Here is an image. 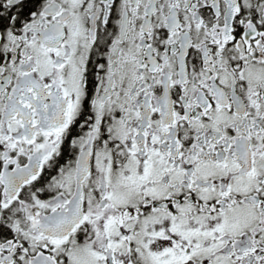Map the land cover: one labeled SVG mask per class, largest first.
<instances>
[{
    "label": "snow or ice",
    "instance_id": "6c2138e0",
    "mask_svg": "<svg viewBox=\"0 0 264 264\" xmlns=\"http://www.w3.org/2000/svg\"><path fill=\"white\" fill-rule=\"evenodd\" d=\"M0 264H264V0H0Z\"/></svg>",
    "mask_w": 264,
    "mask_h": 264
}]
</instances>
